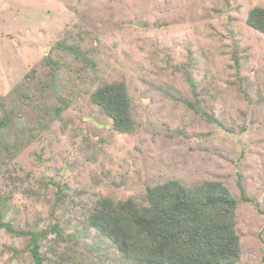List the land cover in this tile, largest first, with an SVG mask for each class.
Listing matches in <instances>:
<instances>
[{
  "label": "rangeland",
  "instance_id": "obj_1",
  "mask_svg": "<svg viewBox=\"0 0 264 264\" xmlns=\"http://www.w3.org/2000/svg\"><path fill=\"white\" fill-rule=\"evenodd\" d=\"M256 6L264 0H0V119L13 110L0 197H9L5 220L50 232L45 264H132L87 212L103 197L142 203L148 186L172 179L223 182L240 202L237 264H264V34L247 24ZM59 42L95 70L53 50ZM48 53L64 67L59 90L44 86ZM118 81L132 98L131 135L91 102L100 84ZM60 96L72 104L53 122ZM240 181L260 208L241 201ZM52 183L68 187L55 212ZM29 242L0 229V264H34Z\"/></svg>",
  "mask_w": 264,
  "mask_h": 264
},
{
  "label": "trees",
  "instance_id": "obj_2",
  "mask_svg": "<svg viewBox=\"0 0 264 264\" xmlns=\"http://www.w3.org/2000/svg\"><path fill=\"white\" fill-rule=\"evenodd\" d=\"M247 24L264 34V8L256 6L249 11ZM53 50L64 51L95 70L78 46L57 43ZM52 50V51H53ZM43 64L48 68L44 86L60 89L57 84L63 65L45 55ZM239 69V61L236 59ZM32 78L26 76L27 81ZM192 81V80H191ZM194 87L195 81L191 82ZM30 82L17 87L26 93ZM45 88V87H44ZM27 97V96H26ZM3 99L0 98V101ZM91 102L112 122L118 134L131 135L137 129L133 115L132 98L124 81L102 83L91 95ZM72 100L60 96L54 110L55 122L70 108ZM199 110L196 106H192ZM12 109L6 108V115L0 119V143H4V132L13 121ZM210 120L213 118L207 117ZM55 190L53 212L65 202L67 185L52 183ZM241 201L260 208V203L247 197L239 182ZM9 197H0V229L14 237L29 238V249L34 264H45L41 255L40 241L48 237V231L21 230L12 219L5 220L10 210ZM240 202L221 181L210 180L190 188L179 180L148 186L144 200L116 201L103 197L87 212L86 223L95 229L103 240L110 242L117 250L122 262L132 264H237L242 257L241 238L237 229V210ZM52 232L62 238L65 228L57 218ZM101 248L97 247L99 251ZM17 252V250H16Z\"/></svg>",
  "mask_w": 264,
  "mask_h": 264
}]
</instances>
